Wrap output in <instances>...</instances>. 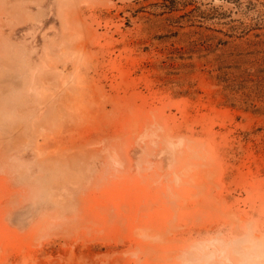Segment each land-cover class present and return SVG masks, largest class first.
<instances>
[{
  "label": "rangeland",
  "instance_id": "374dc122",
  "mask_svg": "<svg viewBox=\"0 0 264 264\" xmlns=\"http://www.w3.org/2000/svg\"><path fill=\"white\" fill-rule=\"evenodd\" d=\"M249 238L264 0H0V264H241Z\"/></svg>",
  "mask_w": 264,
  "mask_h": 264
},
{
  "label": "bare ground",
  "instance_id": "6f19581e",
  "mask_svg": "<svg viewBox=\"0 0 264 264\" xmlns=\"http://www.w3.org/2000/svg\"><path fill=\"white\" fill-rule=\"evenodd\" d=\"M229 243H231V242H229ZM216 244L220 246L219 248H217L219 250V252H221V253L226 252L227 244L223 243L222 240H221V242H217ZM216 244H213V245L216 247L217 246ZM229 247L232 248V251L234 250V253H236V255H238L240 258H242L241 264H261L262 263V259L264 257V251L262 250V246L258 242H256L255 239L249 238V239H245L244 241H241V242L238 241L234 244H230ZM210 249H209V246L206 244H203V243L199 244L196 247L194 253H187L185 255V261L190 263V264H204V262H206L207 258L210 255L208 252V250H210ZM183 252L184 251H182V253Z\"/></svg>",
  "mask_w": 264,
  "mask_h": 264
}]
</instances>
